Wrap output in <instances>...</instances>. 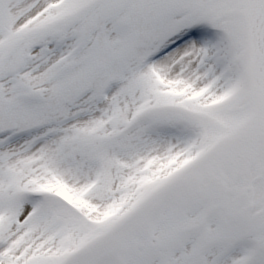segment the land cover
<instances>
[{
  "label": "snow or ice",
  "instance_id": "6c2138e0",
  "mask_svg": "<svg viewBox=\"0 0 264 264\" xmlns=\"http://www.w3.org/2000/svg\"><path fill=\"white\" fill-rule=\"evenodd\" d=\"M0 264H264V0H0Z\"/></svg>",
  "mask_w": 264,
  "mask_h": 264
}]
</instances>
